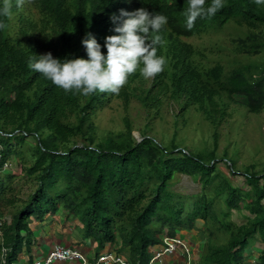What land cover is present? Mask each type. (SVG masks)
<instances>
[{
    "label": "trees",
    "instance_id": "trees-1",
    "mask_svg": "<svg viewBox=\"0 0 264 264\" xmlns=\"http://www.w3.org/2000/svg\"><path fill=\"white\" fill-rule=\"evenodd\" d=\"M210 2L206 0V6ZM3 4L0 0V9ZM11 4L16 24L11 23V14L0 15L6 25L0 29V264H15L23 249L30 253V219L41 223L60 210L67 221L71 222L69 216L77 219L86 237L97 244V254L108 244L116 245L129 264H149L150 249L163 244V233L172 238L194 230L208 238L201 244L197 264H243L256 243L262 244L256 261L264 264V175L245 173V184L235 186L212 170L204 171L206 165L194 164L187 151L174 147L180 155H170L175 152L143 134L136 141L127 117L125 130L109 132L102 140L93 121L113 97L125 108L136 97L149 111H157L165 97L183 101L181 111L198 104L217 125L227 115L226 98L240 97L249 112L263 110L264 66L259 71L238 66L227 74L219 63L201 67L194 58L197 51L184 39L229 22L246 23L249 32L236 39V49L260 53L264 4L223 0L215 16L198 18L191 30L182 15L187 0H25L21 8L16 0ZM139 8L168 20L159 33L164 43L157 46V56L166 63L149 86L138 67L118 95L85 96L65 92L28 68L34 54L88 59L81 43L87 32L106 55L105 37L116 34L110 17L119 16L121 9ZM29 138L35 141L30 148L33 163L24 173L35 178L36 187L18 207L16 196H6L14 189L16 174L2 170L7 161L18 160L22 150L16 146H25ZM213 166L214 162L209 168ZM176 173L199 183V192L179 191L171 183ZM8 206L10 222L3 221L2 208ZM234 210L247 212L244 222L232 218ZM198 221L203 222L200 227Z\"/></svg>",
    "mask_w": 264,
    "mask_h": 264
},
{
    "label": "rangeland",
    "instance_id": "rangeland-1",
    "mask_svg": "<svg viewBox=\"0 0 264 264\" xmlns=\"http://www.w3.org/2000/svg\"><path fill=\"white\" fill-rule=\"evenodd\" d=\"M11 23L16 24L14 13L11 14ZM260 28L259 26L256 30ZM248 32L249 29L246 23L238 25L233 21L221 29L209 30L201 35L184 39V41L193 45L197 51L194 58L201 67H210L219 63L223 65L225 74H227L238 66L250 65L252 71H254L264 66V51L245 53L236 49V39L239 37L244 38ZM152 78H145L147 86L151 84ZM234 100L230 101L226 98L227 115L218 125L206 117L204 112L199 109L198 104H191L187 109L181 111L183 101L171 100L167 97L163 99L157 111H149L143 107L136 97L131 98L127 108H125L121 99L113 97L102 109L97 110L93 116V121L97 128L96 133L100 137L99 139L102 140V137L109 132L118 133L125 130L124 118L127 117L133 129L132 136L136 141L142 140L143 134L153 139L167 152H175L170 155L179 154L176 153L174 147L184 150L185 153L187 151L194 159V164L198 166L206 165L203 167L204 171L212 170L213 175L220 176L219 179H227L235 186H243L245 184V173L264 175V109L258 113L249 112L241 104L240 97L235 96ZM79 142L81 143V141ZM34 143L35 141L29 138L25 146L20 147V145H17L16 148L21 149L22 154L16 161H7L2 170L3 174H16L11 183L14 189L10 194L8 192L6 196H16L18 207L21 204V198L25 199L36 187L35 178L28 177L24 173V169L33 163L30 148ZM213 162V168H209ZM233 170L239 173L233 175ZM171 183L176 184L175 187L184 193H195L200 190L199 183L193 182L190 176L183 174H174ZM2 209L5 212L3 221L10 222L12 207L8 206ZM244 213L247 212L234 210L232 218L238 223L244 222ZM64 215V210H60L56 215L58 223H60L58 228L55 227L57 231H60L62 226L65 227L67 220ZM68 219L71 222L66 228L69 234H72L70 236L74 239L79 237L85 245H88L92 238L86 237L81 224L76 218L73 219L69 216ZM53 220H55L53 216L48 215L41 224L35 225L36 227H33V229L40 228L44 230L46 226L51 227ZM33 223L34 221L30 219L29 225ZM197 223V227L203 224L202 221ZM184 233L182 232L181 235H184ZM165 235V233L162 234L163 237ZM207 240L206 235L197 230L189 232L183 239V242L189 245L187 246L188 253L179 251L171 259H176L177 264H197L200 248H202L201 244ZM260 248H262V244L256 243L252 249L247 250V253L250 252V257L243 264H257L255 261ZM21 254L25 255L29 252L24 249ZM154 263L163 264L160 261ZM173 263L168 260L166 264Z\"/></svg>",
    "mask_w": 264,
    "mask_h": 264
},
{
    "label": "clouds",
    "instance_id": "clouds-1",
    "mask_svg": "<svg viewBox=\"0 0 264 264\" xmlns=\"http://www.w3.org/2000/svg\"><path fill=\"white\" fill-rule=\"evenodd\" d=\"M24 3L25 0H16V7L21 8ZM255 3L259 6L264 4V0H255ZM187 5L182 15L185 17V25L188 30L194 27L198 18H211L224 6L223 0H211L207 6L206 0H187ZM11 8V0H4L0 15L10 16ZM110 19L115 25L112 31L116 34L105 37L106 55L102 53L101 45L93 34L87 32L81 43L86 49L88 59L65 58L60 60L54 58L51 52L43 55L34 54L28 59V68L42 74L65 92L85 96L96 92H109L118 95L128 82V77L135 73L138 67L140 74L146 79L162 72L166 61L163 56H157V46L164 43L163 37L159 33L161 28L167 24V17L159 13H151L145 8H139L131 12L121 9L119 16L113 15ZM5 27L6 25L0 22V29ZM141 65L142 67H140ZM181 233L172 238L167 234L165 237L162 236L163 244L150 249L149 264H158L154 263L158 261L166 264L168 260L177 264V260L171 259V257L179 251L188 253L187 246L189 245L184 242L186 248L179 246L172 253L163 252V249L166 238H180L183 241L184 237ZM66 247L80 249L73 245ZM158 252L160 255H157ZM82 253L87 257L88 264H129L128 258L119 254L117 250L99 251L98 254L96 251L91 261L88 254ZM21 255L15 264H24L21 261ZM46 255L34 260L30 259V255L27 264L43 260ZM104 256L107 257V260L100 261L99 258ZM167 256L170 258H165Z\"/></svg>",
    "mask_w": 264,
    "mask_h": 264
},
{
    "label": "crops",
    "instance_id": "crops-1",
    "mask_svg": "<svg viewBox=\"0 0 264 264\" xmlns=\"http://www.w3.org/2000/svg\"><path fill=\"white\" fill-rule=\"evenodd\" d=\"M53 218L55 220L51 222L52 223L51 227L46 226L44 230H41L40 228L33 229V227H36L41 223L34 222L32 225H30L33 232V238L31 241V245L33 246H29L30 249L29 254H25V255L23 254L20 256L21 261H23L24 264H27V261L29 262L30 255H31L30 257L31 260H34L36 258H42L52 249V247L55 244L64 245V246L73 245L74 247H78L80 248L79 249L80 251L88 254L91 261L92 257L95 255L97 251V244L90 241L88 245H85V243L81 238L77 237L78 240L72 238V236H70L72 234L71 233L69 234L68 229L66 228L70 223L69 221H66L65 227L62 226V229L61 230L59 229L60 231H57L55 227L58 228L60 223H58L56 215H54ZM186 234H188V232H185L183 237H185ZM104 248L105 249H101L99 251L101 252H105L109 250L116 251V245L112 246L108 244ZM55 264H63V263H55Z\"/></svg>",
    "mask_w": 264,
    "mask_h": 264
},
{
    "label": "built area",
    "instance_id": "built-area-1",
    "mask_svg": "<svg viewBox=\"0 0 264 264\" xmlns=\"http://www.w3.org/2000/svg\"><path fill=\"white\" fill-rule=\"evenodd\" d=\"M179 246L186 248V245L180 238H166L163 252L172 253ZM157 255H160V253L158 252ZM99 260H107V257H100ZM61 262L66 264H88V259L77 248L55 245L43 260H38L34 264H54ZM255 262L258 264L257 261Z\"/></svg>",
    "mask_w": 264,
    "mask_h": 264
}]
</instances>
